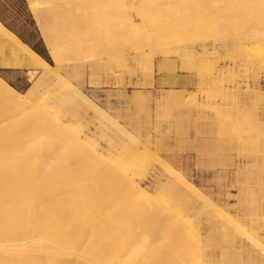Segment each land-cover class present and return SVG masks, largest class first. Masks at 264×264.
<instances>
[{"label":"rangeland","instance_id":"374dc122","mask_svg":"<svg viewBox=\"0 0 264 264\" xmlns=\"http://www.w3.org/2000/svg\"><path fill=\"white\" fill-rule=\"evenodd\" d=\"M66 5L71 21L49 33L70 42L57 65L28 1L0 0L1 22L62 75L39 84L31 108L0 95V147L21 138L19 151L0 149V249L14 250L0 264H264V0ZM2 61L0 77L26 97L41 72ZM72 88L116 122L68 98ZM199 195L217 212L196 218ZM161 205L169 218L194 214L159 226ZM68 210L90 238L61 237ZM36 226L33 256L8 234L29 240Z\"/></svg>","mask_w":264,"mask_h":264},{"label":"bare ground","instance_id":"6f19581e","mask_svg":"<svg viewBox=\"0 0 264 264\" xmlns=\"http://www.w3.org/2000/svg\"><path fill=\"white\" fill-rule=\"evenodd\" d=\"M67 7L68 6L66 4L61 3V4H54L52 6L42 8V9L35 8V7L31 8L32 13L35 16L34 18H36V20L38 21V24H39L38 26L40 27V30L43 33V34L42 33L41 34H42V36H45L47 43L51 48V56L57 65L62 63V61L64 60V59H62L61 55H63V53L61 54V52H63L62 50H64L65 48L68 47L70 42L67 41L68 37H65L66 40H62V41L58 40V41H60V42H58L56 39H53V38L50 39L49 36L53 32L52 31L53 28L56 27V28H58L57 30H61L62 26H65L68 22L71 21V18H69V17L66 18L63 15V13H64L63 11L66 10ZM49 33H50V35H49ZM62 35L63 34H61V36ZM58 36H59V34H58ZM57 38H60V37H57ZM0 56H3V61H2L3 67H6V68H27V69L34 70V73H39V71L41 72V76L39 78V81L32 88V90H30L27 93L26 97L20 96L21 94L19 92H17L4 79H2L0 77V95L3 96L4 98L6 97V100L18 109L23 110V109H27V108L32 107L30 99H28V98H31L33 95H35L37 93L38 88H39L38 86L40 83H47L49 80H51V81H53L51 84L59 85V81H61L62 75L60 74V72L57 69L55 70L53 68V66H51L40 54L35 52L28 44L24 43L15 33H13L6 26H4V24L2 22H0ZM4 93H8V95H5ZM68 98H70V99L79 98L80 100L88 103L93 108V109L90 108V110H93V112L95 111L96 114L101 115L103 117V119H104V116H108L107 114H105L106 112H103V110H101V108L96 106L94 103L90 102L89 101L90 99L89 98L87 99L86 95L82 91H80L78 88H72L70 91V94L68 95ZM45 117L48 118L46 115H45ZM46 118L43 119V121L36 126V129L34 131L35 135H39L41 132H43L44 128L42 127V125L45 124V122L47 121ZM107 118L112 122H114V121L116 122V119L114 120V118H111V116H108ZM49 121H51L55 125H60L62 122L61 120H57V119H54V120L50 119ZM20 142H21L20 136L9 138L6 142L2 143L3 145L0 147V149H3V150L8 149V150H13V151L18 150L17 148H19ZM56 147L57 146H51L48 151H50V152L54 151L56 149ZM37 152H38V155L40 156L41 155L40 150H37ZM166 170L168 171V173L170 175L174 176L177 180H179V181L183 180V176H182L181 171L176 169V167L172 166L171 164L166 166ZM4 172H5V169L0 170V177L2 174H4ZM128 185H130V184H128ZM132 186H134V185H132ZM187 186L193 193H197V190H196L197 188H195L194 185L189 183V184H187ZM179 191H182V189H180ZM197 195H198V193H197ZM200 198H202L204 201L202 203V206H200V210L199 211L196 210V209H198V207L194 208V211H195L194 213H197L196 214L197 217L196 216L195 217L198 219L200 218V215L202 214L201 212L208 211L210 209L215 210L214 202L210 198H205V197H201V196H200ZM146 199H148V198H146ZM33 211H30V212H33ZM35 211H37V210L35 209ZM215 211L217 212V210H215ZM77 212H75L74 210H73V212H70L68 210V213L66 214L64 219L61 221L60 227H59V230L62 231L61 237L65 238L66 240H69V241L72 240V242L74 240L80 241L83 238H85V239H83L85 241L86 238H90L92 236V234H89L90 232H88V231H90L91 226L90 227L87 226V223L85 225L84 222H83L84 223L83 224L82 221H80V219H79L80 218V216H79L80 212L79 213H77ZM242 212H244V211H242ZM36 213L38 214L39 210ZM170 213L171 212H170L168 206H166V205L159 206L158 207V213L155 217L157 219V224H159V226H161V225L163 226V224L167 225L168 223H171L173 221V218H175V219L177 218V220H178L181 217L180 215H184V216L188 217V216L194 214V213L191 214L190 211H186V212L182 211L181 213H179L177 215L175 214V216L173 218L170 217L171 220L169 221V219H170L169 216L171 215ZM238 213H240V211ZM29 215H30V213H29ZM37 220H38V217L37 218L35 217V221H37ZM175 222L177 223V221H175ZM88 223H90V222L88 221ZM216 224H217V222H216ZM178 226H179V224H178ZM36 227L37 228L35 231L38 235H36L35 238L31 237L28 240V238H26V234H28V231L22 232V231H17V230H13L11 234H8L11 236L9 238L14 239V242H15V240H16V242L19 241L18 244H20V245L17 244L18 245L17 248L27 251L28 246H30L31 247L30 249L32 250L31 252H33L32 255L33 256H35V254L38 255L39 253L42 252L41 251L42 249H39L40 248L39 246H40V244H42L40 241L43 239V237L39 234V230H40L39 228L40 227L39 226H36ZM6 232L7 231H3V234ZM157 234H155V235L157 236ZM187 235H186L185 239L188 238L190 234L188 236ZM158 236H159V234H158ZM195 244H196V242H195ZM198 247H199V245H198ZM0 251H2L3 253H8V252H11L14 250H11V249L5 247V248L0 249ZM206 256H209V253L206 254ZM201 257H203L202 254H201L200 258ZM199 261H202V259ZM196 263L199 264L200 262L196 261Z\"/></svg>","mask_w":264,"mask_h":264},{"label":"crops","instance_id":"0c3cea01","mask_svg":"<svg viewBox=\"0 0 264 264\" xmlns=\"http://www.w3.org/2000/svg\"><path fill=\"white\" fill-rule=\"evenodd\" d=\"M27 1L29 3L30 8H32V7L46 8V7L52 6L54 4H61V3L66 4L67 3V0H27ZM1 21H3V20L0 18V22Z\"/></svg>","mask_w":264,"mask_h":264},{"label":"trees","instance_id":"16d2710c","mask_svg":"<svg viewBox=\"0 0 264 264\" xmlns=\"http://www.w3.org/2000/svg\"><path fill=\"white\" fill-rule=\"evenodd\" d=\"M18 37H19L23 42H25V43L29 44L30 46H32L31 43H29V42L27 41V39H25V38L22 37L21 35L18 34ZM32 48H33L38 54H40L41 56H45L41 51H39V50H38L37 48H35L34 46H32Z\"/></svg>","mask_w":264,"mask_h":264}]
</instances>
